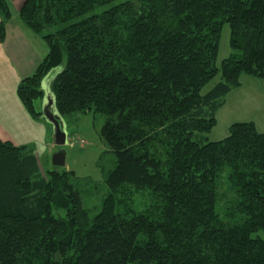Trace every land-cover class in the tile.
Masks as SVG:
<instances>
[{
	"label": "trees",
	"instance_id": "1",
	"mask_svg": "<svg viewBox=\"0 0 264 264\" xmlns=\"http://www.w3.org/2000/svg\"><path fill=\"white\" fill-rule=\"evenodd\" d=\"M115 1L21 5V21L48 46L17 85L22 105L45 121L35 103L64 64L50 83L58 112L103 114L116 166L90 219L75 172L42 170L34 144L0 139V264H264V132L249 120L206 136L243 75L264 79V0H128L96 12ZM0 16L2 43L8 0ZM225 24L241 54L218 66ZM225 173L235 205L223 216ZM126 187L151 190L155 206L117 212Z\"/></svg>",
	"mask_w": 264,
	"mask_h": 264
},
{
	"label": "rangeland",
	"instance_id": "2",
	"mask_svg": "<svg viewBox=\"0 0 264 264\" xmlns=\"http://www.w3.org/2000/svg\"><path fill=\"white\" fill-rule=\"evenodd\" d=\"M9 1L13 11V21L19 22L20 18L14 10V6L15 9H19L24 0ZM125 1L128 0H117L112 4L97 8L96 12L107 10L111 6ZM45 33H48V31L46 30ZM240 54V51L230 46V27L225 24L221 32L217 65L219 66L228 57L239 56ZM63 67L64 64L53 69L45 78L42 85L45 92L44 99L37 100L35 103L40 111H43L44 104L47 103V95L50 92L52 93L50 83L63 70ZM220 80L221 77L218 74L203 89L202 93L208 92ZM226 102L227 104L217 114L218 123L216 127L206 135L210 141L226 137L229 134L230 125L236 121L253 120L258 130L264 131V79L243 75L242 86L228 94ZM44 122L50 128V135L47 136V141L40 140L35 150L42 170L56 167L52 163L53 155L64 150L66 153V165L65 167L56 168L75 172L77 176L75 184L80 192L83 206L88 209L90 219H93L101 211L103 201L110 192L107 178L116 166V156L110 151L100 135L101 128L105 123V116L94 111L86 113L76 112L66 115L64 122L68 134V142L64 146L54 144L52 127L46 120ZM219 187L218 209L224 216L226 211H228L227 208L230 209L235 205L233 201L235 199V191L230 186L227 173L222 177ZM125 189L128 194L118 195V198L123 201L122 205L117 208V212L124 213L127 209L146 212L151 211V208L155 206L156 198L151 190H137L134 187H126ZM59 213L65 215L64 210H60ZM257 235L264 238L263 232Z\"/></svg>",
	"mask_w": 264,
	"mask_h": 264
},
{
	"label": "crops",
	"instance_id": "3",
	"mask_svg": "<svg viewBox=\"0 0 264 264\" xmlns=\"http://www.w3.org/2000/svg\"><path fill=\"white\" fill-rule=\"evenodd\" d=\"M8 3L12 17L6 25L5 41L0 43V139L17 146L34 144L37 148L40 140H48L50 128L44 120L30 117L17 96L16 88L23 78L35 71L47 55L48 46L21 19L13 21L11 3ZM20 8L15 9L14 6L18 15Z\"/></svg>",
	"mask_w": 264,
	"mask_h": 264
},
{
	"label": "water",
	"instance_id": "4",
	"mask_svg": "<svg viewBox=\"0 0 264 264\" xmlns=\"http://www.w3.org/2000/svg\"><path fill=\"white\" fill-rule=\"evenodd\" d=\"M43 118L52 126L53 141L58 146H64L68 142V134L64 117L58 112L54 94L47 95V103L43 107ZM52 163L56 167H65L66 153L61 150L53 155Z\"/></svg>",
	"mask_w": 264,
	"mask_h": 264
}]
</instances>
